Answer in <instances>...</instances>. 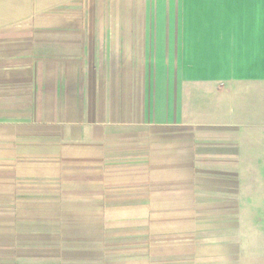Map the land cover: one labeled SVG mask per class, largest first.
<instances>
[{
  "label": "crops",
  "instance_id": "obj_1",
  "mask_svg": "<svg viewBox=\"0 0 264 264\" xmlns=\"http://www.w3.org/2000/svg\"><path fill=\"white\" fill-rule=\"evenodd\" d=\"M0 215V264H264V0H0Z\"/></svg>",
  "mask_w": 264,
  "mask_h": 264
},
{
  "label": "rangeland",
  "instance_id": "obj_2",
  "mask_svg": "<svg viewBox=\"0 0 264 264\" xmlns=\"http://www.w3.org/2000/svg\"><path fill=\"white\" fill-rule=\"evenodd\" d=\"M83 27H85V22H83ZM79 72L84 74V70H79ZM111 168H115L116 169L117 168V165H115V166H113ZM0 216H3V218H4V215H0Z\"/></svg>",
  "mask_w": 264,
  "mask_h": 264
}]
</instances>
